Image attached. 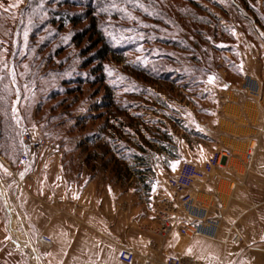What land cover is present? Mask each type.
<instances>
[{
    "label": "crops",
    "instance_id": "0c3cea01",
    "mask_svg": "<svg viewBox=\"0 0 264 264\" xmlns=\"http://www.w3.org/2000/svg\"><path fill=\"white\" fill-rule=\"evenodd\" d=\"M256 57H260L258 52L252 51L246 66L238 62L239 66L244 72L250 68L252 71L251 60ZM261 58L264 63L263 52ZM257 75L260 76L258 72ZM261 76L264 77L263 72ZM206 80L203 78L200 85L192 86L196 95L204 98L202 94L212 87ZM240 83H226L218 103L206 101L198 107L192 101L189 106L177 102L192 109L195 118L192 126L182 115L164 113L166 117H159L156 114L163 112L158 110V105H151L156 111L150 106L156 117L144 116V121H157L155 126L173 128L171 123L178 124L179 119L181 128L179 131L175 126L169 130L175 138L177 157L165 155L153 141L149 143L153 145H147L148 151H143L152 154L149 165L154 171L153 191L148 196L135 193L137 177L131 169L127 173L131 160L119 158L118 148L112 145L105 128L103 132H91L90 138L78 137L82 143L74 141L80 132H70L62 144L49 141L36 149L31 154L32 169L19 188L13 167L0 157V162L6 165L0 163L1 191L16 210L15 221L25 224L32 241L40 234L53 240L51 247L38 249L41 263L142 264L149 258L163 264L167 256L175 255L184 264H264V100L246 98ZM178 86L174 84L175 88ZM178 88L190 90V87ZM150 125L145 124L148 131L143 132L144 137L154 136ZM128 138L126 134V149L121 153L142 152L140 148L128 149ZM253 141L258 146L253 164L246 170L243 156ZM100 143L106 146V153L99 148ZM86 147L99 152L93 159H104L102 169L96 163L90 165ZM218 148H231L235 156L219 166V180L197 181L192 188L198 201L221 219L218 240L183 236L175 231L166 236L157 233L163 214L175 220L181 215L178 197L166 185L167 178L177 173L184 161L202 165ZM176 161L179 163L173 171L171 164ZM120 164L125 167L119 168ZM8 220L9 214L0 199V264H34L21 249L13 246L11 252ZM125 247L136 252L132 262L120 258Z\"/></svg>",
    "mask_w": 264,
    "mask_h": 264
},
{
    "label": "rangeland",
    "instance_id": "374dc122",
    "mask_svg": "<svg viewBox=\"0 0 264 264\" xmlns=\"http://www.w3.org/2000/svg\"><path fill=\"white\" fill-rule=\"evenodd\" d=\"M64 1H26L19 10L15 26L13 53L8 66L9 70H15V79L10 75L16 92L13 109L21 129L34 138L42 137L46 142L62 144L70 132L83 128L87 130L85 132L100 127L109 131L106 128L109 111L103 101L113 103L112 108L117 104L129 105L136 100L133 94L145 88L141 78L135 79L136 73L131 71L129 64L149 68L160 64L158 70L173 66L175 70L169 74L172 76L169 81L175 78L174 81L181 84L192 80L186 73H180L178 67L190 68L191 63L201 56L214 64L213 71L204 77V80L215 77L212 85L206 83L212 87L202 94L205 98L196 95L192 87L180 90L179 86L175 88L169 83L150 86L157 90L155 94L162 93L159 97L165 103L155 102L158 110L169 116L187 117L191 126L195 118L192 109L186 108L184 102L189 106L192 101L198 107L206 101L218 103L224 85L240 83L247 73L264 80L261 76L264 73L261 58L264 53V0H136V4L127 0H71L75 6L62 5ZM112 3L123 12L112 8ZM67 14L77 17L79 22H68L65 20ZM100 32L112 46L120 48L116 56L103 61L93 59L101 48L98 43ZM81 34L84 38L79 44L75 36ZM252 51H257L260 56L251 60L254 71L250 67L247 72L241 71L239 63L245 67ZM166 56L161 63L157 61ZM99 64L103 67V77L95 71ZM109 92L113 97L107 99L105 96ZM245 96L253 99L246 93ZM182 101V104L177 103ZM150 106H141L132 112L151 118L156 115L166 117L165 114L155 115ZM121 115L127 122L131 113ZM177 121L178 124L171 123L173 128L168 125L161 128L174 130L177 126L180 131L181 121ZM81 136L83 134L77 133L76 144ZM90 150L93 149L85 151L91 156L90 165L96 163L102 169L104 159H93ZM0 157L7 165L16 166ZM137 178L134 179L135 193L150 195L153 190L147 194L142 192ZM9 247L14 252L13 247Z\"/></svg>",
    "mask_w": 264,
    "mask_h": 264
},
{
    "label": "trees",
    "instance_id": "16d2710c",
    "mask_svg": "<svg viewBox=\"0 0 264 264\" xmlns=\"http://www.w3.org/2000/svg\"><path fill=\"white\" fill-rule=\"evenodd\" d=\"M26 1L30 0H0V68H3L5 64L9 66V58L13 53V38L18 13ZM62 5L75 6L76 4L74 2H71V0H65ZM245 5L247 6L246 3ZM65 18V20H68V22H79L77 20V17L71 16L69 14H67ZM94 22L95 21H93V28L95 27ZM75 38L78 39L77 41L80 44L84 36L81 34L79 36H75ZM98 43H101V48L96 52V54H94L93 59L95 60L103 61L107 57L116 56L117 52L120 51V48L112 46L102 33L100 34ZM166 58L167 56L163 58H158L157 61L161 63V61L165 60ZM116 59L118 61L122 60L121 58ZM200 59H202L203 62H201ZM200 59H194L195 61L194 63H191L190 68H177L179 71H181L180 73H186L187 76L192 80L191 83L182 82L184 84H181V82L178 81L175 82V78L172 79V82L169 81V79L172 77L169 74H171V72L175 70L173 66H166L158 70L157 67L160 64L156 65L155 68H149L140 64H129V68L131 69V71H133V73H136V75H134L135 79L141 78L144 84L143 87L145 88H142L141 91H137L133 94V97H135L136 100H132V103H130L129 105L124 104L123 106L122 104H117V106H114L112 108L111 106L113 103L108 100L103 101L106 109L109 111L107 117L108 121H106L107 124L109 122V125H107V129H109L108 133L110 135V138L112 139V145L118 148L117 152L119 158H130L131 163L128 164L127 173L129 174V169L132 170L134 176L138 177L140 180L141 191L146 194L152 189V185L154 182V180L152 179V175L154 174V171L149 165L152 154L148 152L146 154H143V151H148L147 145H153L149 144L151 141H153L157 143L158 148L161 149L165 153V155L169 157H177V147L175 143V138L173 134L169 132V130H167L166 128L163 129L159 125L154 127L155 124H158L157 121L146 122L143 119L144 116H141L140 113L132 111L141 106L146 108L149 104H153V106H155V102L157 101L161 104L165 103L163 100L160 99L159 95L155 94L154 91L150 90L149 86L158 85V83H169L173 85L178 84L179 86L184 87L200 85L202 83V79L213 71L214 65L208 63L209 61H205L202 56ZM206 62L209 66L206 64ZM95 71L99 72L100 75L103 77L102 64H99V67ZM0 75L4 76V79L0 80V155L3 156L12 166H15L17 165L14 164L15 161L19 160V157L23 152V146L21 142L22 129L20 126V122L17 121L13 111V98L15 97L16 92L11 76L5 75L4 72H0ZM105 97L107 99H110L113 97V95L111 92H109V94ZM130 113V118H128L129 122H126L121 114L128 116L127 114ZM146 123L151 124L150 127L153 131L151 133H154L151 135L154 136H143V132L148 131V129L145 127ZM103 126L105 127L106 124H103ZM129 128H132L133 130H129ZM101 130L103 129H101L100 127V129H94L93 131L88 130V132H85L87 130H84L83 128V130H78V132L83 134L85 138H90V136H92L91 132H101ZM126 134L129 136L128 141L130 142V144H128V149L131 150L133 148V150H135L136 148H140L142 152L135 151L134 153H132V155L129 153H121L126 149L125 146H123L125 145L124 142L126 140ZM155 136H157V138H153ZM89 141L94 143V140L90 139ZM98 146L102 152H107V148L104 144L100 143L98 144ZM85 149L87 150V147ZM104 153H102V155H104ZM98 154V151H93V156H97ZM90 158L91 156H88L89 161ZM124 167L125 164H120L119 168L122 169Z\"/></svg>",
    "mask_w": 264,
    "mask_h": 264
},
{
    "label": "built area",
    "instance_id": "2783aa9c",
    "mask_svg": "<svg viewBox=\"0 0 264 264\" xmlns=\"http://www.w3.org/2000/svg\"><path fill=\"white\" fill-rule=\"evenodd\" d=\"M243 92L255 100H264V80L254 74L247 73L243 76L240 84ZM21 142L23 152L19 157L17 165L13 167V174L16 178V188L23 185L24 180L32 169L31 154L36 149L46 145L44 138H34L30 133L22 130ZM257 142L253 141L246 149L243 156V164L246 170H250L257 149ZM235 156L234 150L231 148H218L212 155L197 165L191 161L182 162L177 173L171 175L166 180V185L178 197V210L181 213L180 219H171L168 215H162L160 218V227L157 233L162 236L168 235L175 231L183 236L203 237L211 240H218L219 230L221 227V219L214 216L208 206L198 201L192 191L193 185L197 181L211 180L217 181L220 178L217 169L224 160ZM0 199L3 202L6 211L9 214L7 230L9 234V244L11 247L21 249L22 252L29 255L34 264H42L38 252L39 248L51 247L53 240L48 235L40 234L35 241L30 239L24 223L16 222V210L4 192L0 188ZM164 204L167 202L163 200ZM136 252L130 248H123L120 252L121 260L132 262L135 259ZM142 264H158L156 260L145 258ZM163 264H184L183 260L175 255L167 256Z\"/></svg>",
    "mask_w": 264,
    "mask_h": 264
},
{
    "label": "snow or ice",
    "instance_id": "6c2138e0",
    "mask_svg": "<svg viewBox=\"0 0 264 264\" xmlns=\"http://www.w3.org/2000/svg\"><path fill=\"white\" fill-rule=\"evenodd\" d=\"M127 2L131 3V4H136V0H127ZM110 6L112 8H116L117 11L123 12V9L118 8L115 3H112ZM6 11H7V9H6ZM102 11H104V9H102ZM24 35H25V38H26L27 37V32H25ZM233 35H235V32H233ZM262 35H264V33H262ZM138 51H139V49H138ZM241 71H242V66H241ZM0 72H4L5 75H11L13 77V79H15V70H14V68L11 69V70H8L7 64H5L3 68H0ZM2 79H4V76L0 75V80H2ZM214 81H215V77L209 76L208 80H207V83L209 85H212L214 83ZM13 111H15V109H13ZM178 163H179V161H176L175 163L171 164V168H172L173 171L176 169Z\"/></svg>",
    "mask_w": 264,
    "mask_h": 264
},
{
    "label": "bare ground",
    "instance_id": "6f19581e",
    "mask_svg": "<svg viewBox=\"0 0 264 264\" xmlns=\"http://www.w3.org/2000/svg\"><path fill=\"white\" fill-rule=\"evenodd\" d=\"M17 208V207H16ZM18 212V211H17ZM18 214V213H17ZM17 217V216H16Z\"/></svg>",
    "mask_w": 264,
    "mask_h": 264
}]
</instances>
